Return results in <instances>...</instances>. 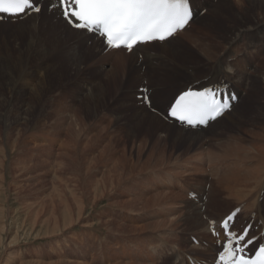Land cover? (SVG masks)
<instances>
[{
    "label": "rangeland",
    "instance_id": "1",
    "mask_svg": "<svg viewBox=\"0 0 264 264\" xmlns=\"http://www.w3.org/2000/svg\"><path fill=\"white\" fill-rule=\"evenodd\" d=\"M215 1L201 0L195 17L201 20L166 48L138 49L164 52L167 66L149 65L139 54V62L129 59L125 72L115 77L103 75L110 59H93L90 52L84 61L77 56L76 35L47 46L49 34L42 33L41 49L26 51L27 33L11 38L9 26L16 18L0 28V264H208L200 249L206 244L215 246V252L220 248L208 230L210 222L241 207L235 230L250 221L249 235L264 228V221L250 214L261 210L264 218V208H245L252 200L254 205L263 203L264 185L251 182L245 189L251 191L247 201L239 202L210 172L213 164L218 168V162L235 161L220 157L225 143L247 144L250 133L264 129V61L255 68V61L246 59L247 51L237 57L232 53L242 42L248 49L257 38L244 37L245 32L235 44L223 46L241 20L264 18V0H229L233 9L220 2L212 10ZM187 33L191 41L209 43L215 60L189 45ZM20 56L25 64L17 61ZM235 58L248 67L237 66ZM218 66L236 72L227 85L241 90L243 100L235 102L220 124L193 131L198 139L178 136L166 118L173 96L186 85L198 86ZM253 68L252 75H244ZM42 134L49 140L40 142Z\"/></svg>",
    "mask_w": 264,
    "mask_h": 264
},
{
    "label": "bare ground",
    "instance_id": "2",
    "mask_svg": "<svg viewBox=\"0 0 264 264\" xmlns=\"http://www.w3.org/2000/svg\"><path fill=\"white\" fill-rule=\"evenodd\" d=\"M211 1V0H210ZM242 0H237V2H241ZM256 1V0H255ZM192 2V7H193V18L189 21V23L185 26V28L181 31H179L178 33H176L173 37H170L168 38L166 41H163V42H156V41H153L151 43H148V44H141V45H138L132 52H127L125 49L123 48H117V49H113V48H108L106 47L102 42H101V38L98 36V35H95L93 33H90V32H87L85 30H78V29H72L70 28L66 22L54 11V10H50V0H37V3L41 6L42 10L39 12V13H29V12H26V13H22L18 16H16V19L18 21L14 22L13 24H11L9 26V23L12 22V18L10 17H5L2 22H0V28H3V27H7L9 26L10 28L13 26V28L11 29V32H12V37L13 39H16L17 36L19 35H23L24 33H27L29 39L27 42V47L28 49L26 48V46L24 48H26V51L28 50H31L33 48H38L37 50L39 51V49H41L40 47H42V40L43 39V35L42 33H47L49 34V37L48 38H45L50 44H47V46H56V43H60L59 40H63V37L66 39H69L72 35H76L75 37V40L73 41L74 43V47L76 49V51L78 52L77 56H79V58L82 60V58H84L85 55H87V52H90L92 53V56H93V59L95 57H97L99 55V57L104 60L103 58H106V59H110L111 62H110V65H109V68H107L105 71H104V77H112V76H116L117 73L119 72H125V66L126 64L128 63L127 61L129 59H133V63L135 62H139L140 59L138 57L139 54L142 55V60L144 61H148V64L150 65H157V66H164L163 65V58H165V54L164 52H154V51H149V50H138L142 47H145V46H151V45H159L161 46V44H163L161 47L163 48H166L167 47V44L170 43L171 41H173L172 43H174L175 41V38L174 37H178L179 35L181 34H185L186 32H188V29L191 28V25L193 24V22L196 20V12L198 11V7L199 5L203 4L201 3V0L200 1H196L195 0H191ZM221 3H223L225 6H228V9H233L234 5H232V3L229 2V0H216L215 3L213 4V6L211 7V9H217V5H219ZM47 3V4H46ZM234 15H236V11L232 10ZM43 12L44 13V18L42 19V21L39 22V16H40V13ZM196 17V18H195ZM239 17L238 13L236 16H234L235 20H237V18ZM201 16H199V18L196 20V21H200L201 20ZM204 18V17H203ZM255 18V17H254ZM258 18H260V20L258 19H250V20H246L245 22H242L241 20V23L240 25L238 26V28H236V33L234 32V34H232L231 37H229L227 40L226 43H224L223 41V46H226V48L229 47V45L231 43H233L234 41H237V38L242 36L245 32H249L247 33L244 37H249V38H257L256 40H252V42H250L251 44H254V45H249L247 46L246 48L248 49H243L245 47H243V42H242V45H241V48L238 49L236 48L237 50H233L232 53L234 54L235 57L239 56L241 53L243 52H246L247 51V54H248V58H246L249 61H255L254 63V67L256 65V67H259L263 64V59L264 57L261 59L260 56H261V52H264V18L263 16H259ZM240 19V18H239ZM195 21V22H196ZM237 26V25H236ZM193 27V25H192ZM61 29V31H60ZM192 29V28H191ZM234 29V28H233ZM59 32V34H58ZM75 34H74V33ZM250 32H255L256 35H249ZM47 34V35H48ZM185 37H187V43L191 46H195L198 48V50H200L202 52V54H204L209 60L215 58L214 57V54H216L210 47L209 43H205L202 39L198 38L197 40L198 41H191V38L194 39L192 36H190V34H186ZM243 38V37H242ZM239 39V38H238ZM70 40V39H69ZM72 40V39H71ZM209 40V39H208ZM7 41V40H6ZM207 41V40H206ZM8 42V41H7ZM7 42H4L3 44H5V46H9L7 45L6 43ZM40 42V44H39ZM47 42V43H48ZM94 42V43H92ZM247 42V41H246ZM249 42V41H248ZM9 43V42H8ZM15 44V43H14ZM46 44V43H45ZM235 44V42H234ZM238 44V43H236ZM62 45V44H61ZM184 46H186V44H183ZM246 46V44H245ZM17 47V46H15ZM221 47V46H220ZM250 47V48H249ZM252 47V48H251ZM23 48V49H24ZM223 48V47H222ZM225 48V47H224ZM225 48V49H226ZM14 49V48H13ZM17 49V48H16ZM19 49V48H18ZM43 49V48H42ZM224 49V50H225ZM1 50V49H0ZM6 50V49H5ZM36 50V51H37ZM45 50V49H44ZM223 50V51H224ZM22 51V50H21ZM24 51V50H23ZM71 51V50H69ZM219 51V50H218ZM217 51V52H218ZM20 52V51H19ZM175 52V51H174ZM46 53V52H45ZM67 53V52H66ZM176 53V52H175ZM219 53V52H218ZM50 54V53H49ZM48 54V55H49ZM1 55V54H0ZM18 55H20L18 53ZM72 55V54H71ZM217 55V54H216ZM263 55V54H262ZM50 56V55H49ZM68 56V55H67ZM46 57V56H45ZM98 57V58H99ZM113 57V58H112ZM71 58V57H70ZM9 59V58H8ZM17 59V57H16ZM72 59V58H71ZM78 59V60H80ZM259 59H261L259 61ZM69 60V59H68ZM74 60V59H73ZM97 60V58L95 59ZM215 60V59H213ZM236 61V64L237 66H244L246 67L247 64L246 63H242L241 61L243 59L241 58H235L234 59ZM17 61L20 63V64H23L25 61H23L22 63V59H21V56L19 57V59H17ZM28 61V60H27ZM84 61V60H82ZM81 61V62H82ZM157 61V62H156ZM171 61V60H170ZM75 62V61H74ZM145 62V63H146ZM172 62V61H171ZM213 62V61H212ZM211 62V63H212ZM7 63V62H6ZM17 63V62H16ZM30 63V62H28ZM144 63V62H143ZM142 63V64H143ZM156 63V64H155ZM168 63V62H167ZM25 64V63H24ZM165 64V63H164ZM14 65V64H13ZM19 65V64H18ZM29 65V64H28ZM56 65V64H55ZM74 65V64H73ZM195 65V64H194ZM90 66V65H89ZM138 66V65H137ZM167 66V65H165ZM164 66V67H165ZM217 66V65H216ZM132 67V66H130ZM136 67V66H135ZM140 67V66H139ZM170 67V66H168ZM167 67V68H168ZM212 67V66H211ZM248 67V66H247ZM255 67V68H256ZM188 68V67H187ZM191 68V67H190ZM30 69V68H29ZM137 69V68H136ZM170 69V68H169ZM168 69V70H169ZM185 69V67H184ZM138 70V69H137ZM222 71L223 74L221 75V73H218V71ZM217 70L216 71H213V72H210V75H206L204 77H202V83L198 84V86H188L186 85L185 87L181 88L182 90L178 91L172 98V100L175 98V96L179 93H181L182 91H185L187 88H191L193 90H202L204 89V87H207V86H210V85H217V86H222V87H225L227 88L228 85L227 83L229 82V78L231 75H234L236 72L231 68V67H220L218 66L217 67ZM246 70V69H245ZM23 71V70H22ZM77 71V70H76ZM212 71V70H211ZM137 72V71H136ZM254 72V68L251 70V71H248L246 73H244V75H252V73ZM100 73V72H99ZM137 74V73H136ZM173 74V73H172ZM177 74V73H176ZM179 74V73H178ZM192 74V73H191ZM169 75V74H168ZM171 75V74H170ZM181 75V74H179ZM134 76V75H133ZM176 76V75H175ZM183 76V75H182ZM263 76V80H264V74H262ZM101 77V76H100ZM123 77V76H122ZM135 77H137L135 75ZM198 77V76H197ZM196 77V78H197ZM201 77V76H199ZM220 77H223V78H220ZM244 77H247V76H244ZM204 78V79H203ZM172 79V78H171ZM250 79V77H249ZM248 79V80H249ZM122 80V79H121ZM197 80H200V79H196V80H193L192 82L194 81H197ZM16 81V80H15ZM100 81V82H99ZM242 81H243V78H242ZM247 80H245V83H246ZM17 82V81H16ZM238 82H241V80L239 79ZM251 82V80H250ZM263 83V82H262ZM247 86H250V84L246 83ZM20 85V83H19ZM252 85V84H251ZM97 87H99L98 89H101V80L97 78ZM17 89V88H16ZM96 89V88H95ZM103 89V88H102ZM248 89V88H247ZM15 90V89H14ZM231 91H233L238 99H237V104L238 105L242 100H243V97H242V91L241 90H236L233 89V88H230ZM91 91V90H90ZM96 91V90H95ZM93 92V91H92ZM99 93V92H98ZM125 93L123 92V95ZM38 95V94H37ZM90 95V94H89ZM97 95V94H96ZM36 96V94H35ZM94 96V95H92ZM99 96V95H98ZM97 96V97H98ZM125 96V95H124ZM90 98H92L91 96H89ZM96 97V96H95ZM100 97V96H99ZM127 97V96H126ZM171 100V101H172ZM124 103V102H123ZM171 103V102H170ZM170 105V104H169ZM236 107V106H235ZM168 109V107H167ZM233 111V108L231 107L230 110H227L226 112L223 113L222 116L216 118L215 120H213L211 123L209 122L204 129H210V127H212V124L213 126L215 125H218L221 123V121L223 120V118H226L228 116L229 113H231ZM145 114V113H144ZM146 114H148L146 112ZM144 116V115H142ZM146 116V115H145ZM0 118H2L0 116ZM146 118V117H145ZM141 119V118H140ZM150 119L153 120V121H158V117L156 115H151L150 116ZM4 121V119H3ZM149 121V120H148ZM163 122V121H162ZM157 123V122H156ZM165 123V122H164ZM163 123V124H164ZM161 125V124H160ZM167 124H165L166 126ZM169 125L171 126H174L176 127V133L178 136H188L190 138V140H194V139H198V136L199 134H195L193 131H196L198 128L195 127V128H185V127H182L181 125H177L175 122H171ZM161 126H164V125H161ZM220 126V125H219ZM261 127V126H260ZM166 130V128H165ZM184 133H186L187 135H185ZM165 135V134H163ZM40 136V142H42L44 139H46V141L49 140V136H46L44 134L42 135H39ZM162 137V136H161ZM250 137L252 138L251 141H249L247 144H242V142L240 141H236L234 143H232V145H230L229 142L225 143L227 146H225V153H221L220 154V157L222 156V158H227V159H232V160H235V161H230V162H218L220 167L216 168V166L213 164L214 168L210 169V172L212 171L213 174L216 175V178L218 180L219 183L222 184L223 188L225 189L226 193H228L229 195H235L237 197V200L239 202H244V201H247L251 191L247 190L245 192V189L250 187L251 186V182H253L256 186L258 187H262L264 185V181L262 180L261 178V174H262V170H264V129H262L261 131H256V132H252L250 133ZM185 138V137H184ZM216 138V137H215ZM186 139V138H185ZM235 139V138H233ZM42 140V141H41ZM213 140V139H212ZM62 141V140H61ZM46 142L44 144H41L40 143V146L41 145H45ZM63 144V143H62ZM234 145V146H233ZM51 146V145H50ZM204 148V147H203ZM202 150V149H201ZM222 151V152H223ZM204 152V151H203ZM205 153V152H204ZM198 154V153H197ZM206 154V153H205ZM213 154V153H212ZM200 155V157H199ZM198 155V158L202 159V155L203 154H199ZM196 156V155H195ZM194 156V157H195ZM224 156V157H223ZM218 156V158H220ZM196 159V158H195ZM192 160V158H191ZM237 160V161H236ZM186 161V159H185ZM188 161V160H187ZM193 161V160H192ZM194 165V164H192ZM162 166V165H161ZM195 166V165H194ZM158 167V166H157ZM175 167V166H174ZM244 167V168H242ZM170 169V168H169ZM219 170V171H218ZM221 170V171H220ZM181 173V172H180ZM179 173V174H180ZM187 173V172H186ZM191 173V171H190ZM178 174V172H177ZM184 174V173H183ZM182 174V175H183ZM194 174V173H193ZM181 175V174H180ZM191 175V174H190ZM187 176V175H186ZM192 176V175H191ZM147 183V182H146ZM144 186V185H143ZM142 186V187H143ZM243 186V187H241ZM146 187V186H145ZM148 188V187H147ZM145 190V189H144ZM147 191V190H146ZM169 191V190H168ZM244 191V192H243ZM256 191V190H255ZM243 192V193H242ZM167 193V191H166ZM164 193V194H166ZM170 192L167 193V195L169 194ZM158 194H163L162 191H160V193ZM172 194V193H171ZM175 196V192L173 193ZM179 194V193H177ZM257 194V193H256ZM169 196V195H168ZM172 196V195H171ZM179 196V195H178ZM182 196V195H181ZM60 197H62L60 195ZM59 197V198H60ZM59 203H61L62 199H59ZM168 198H172V197H168ZM167 198V199H168ZM174 198V197H173ZM178 198V197H176ZM182 197H180L179 199H181ZM166 199V198H165ZM175 199V198H174ZM185 200V199H184ZM61 201V202H60ZM169 202V199L166 200ZM174 201V200H173ZM163 202V201H162ZM238 202V203H239ZM65 203V202H63ZM164 203V202H163ZM62 204V203H61ZM166 204V202H165ZM163 204V205H165ZM177 204V203H176ZM66 207H64L66 210H70L69 207L66 203H65ZM170 205H174V204H170ZM246 205V204H245ZM252 206V207H250ZM258 207V208H257ZM264 208V201L263 203L261 204H257V205H254V202L253 200L247 205L245 206V208H256V209H261V208ZM71 208V207H70ZM160 208V207H159ZM169 208V207H168ZM189 208V207H188ZM79 209H82V208H79ZM155 209V208H153ZM194 209V208H193ZM213 209V208H212ZM232 209V208H231ZM234 209V208H233ZM232 209V210H233ZM188 210V209H187ZM230 210V212L232 211ZM182 211V210H181ZM191 211V209L189 210ZM209 211L210 210V207H209ZM240 211H241V207L238 209L236 215H235V219H234V222L237 221V218L240 217ZM64 212H67V211H64ZM193 212V210H192ZM260 214L259 215H256L257 213H250L253 218H256L258 219V221L260 223H262L264 221V218L262 216V211L260 210L259 211ZM157 213H159L157 211ZM162 213V212H161ZM171 213V212H170ZM176 213V212H175ZM182 214V212H180ZM184 213V212H183ZM187 213V212H186ZM197 213V212H196ZM228 213V212H227ZM226 213V214H227ZM51 214V213H50ZM54 214V212H53ZM190 214V213H189ZM242 214V213H241ZM52 215V214H51ZM66 215V213H65ZM183 215V214H182ZM181 215V216H182ZM188 215V213H187ZM227 216V215H226ZM224 216V217H226ZM178 217V216H177ZM189 217V216H188ZM187 217V219H188ZM196 218L198 216H195ZM223 217V218H224ZM54 218V216H53ZM199 218V217H198ZM197 218V219H198ZM222 218V219H223ZM171 219V218H170ZM174 219V218H173ZM172 219V220H173ZM184 219V218H183ZM201 219V218H200ZM221 219V220H222ZM151 221H153L152 219H150ZM159 220V219H158ZM168 220V219H167ZM179 220V219H178ZM199 220V219H198ZM202 220V219H201ZM220 220V221H221ZM58 221V220H57ZM157 221V220H156ZM171 221V220H170ZM169 221V223H170ZM189 221V220H188ZM220 221L216 222L217 224L213 227L211 226V229H214L216 231V233H219L221 234V231L218 227V224L220 223ZM172 222V221H171ZM182 222V221H181ZM55 223H57L55 221ZM185 224V223H184ZM191 224V223H189ZM55 226V225H54ZM172 228V227H170ZM8 229V228H7ZM162 229V228H161ZM160 229V230H161ZM158 231V230H157ZM210 232V230H209ZM160 233V232H159ZM194 246V245H192ZM191 246V247H192ZM216 247L215 246H211L210 244H206L205 247L201 248L200 251H199V255L200 257L203 258V256L206 257V261L209 262L208 264H215V259H216ZM157 251V250H156ZM208 251H210V253L208 254ZM157 253V252H155ZM203 255V256H202ZM205 259V258H203ZM135 264V263H134Z\"/></svg>",
    "mask_w": 264,
    "mask_h": 264
},
{
    "label": "snow or ice",
    "instance_id": "3",
    "mask_svg": "<svg viewBox=\"0 0 264 264\" xmlns=\"http://www.w3.org/2000/svg\"><path fill=\"white\" fill-rule=\"evenodd\" d=\"M41 10L37 0H0V13L10 16ZM50 10L70 27L98 35L106 47L123 48L128 52L141 44L166 41L193 18L191 0H50ZM230 99L236 97L221 99L218 91L211 88L189 90L176 98L168 115L195 127L222 116L230 108ZM144 100L150 105L148 97ZM234 215H228L219 226L224 237L220 241L219 261L222 264H264V244L255 249L252 258L246 257L245 249L255 238H248L247 228L241 233L231 231L229 224ZM213 234L219 241L220 234Z\"/></svg>",
    "mask_w": 264,
    "mask_h": 264
}]
</instances>
